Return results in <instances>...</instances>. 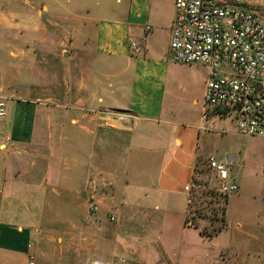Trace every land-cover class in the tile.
<instances>
[{
	"label": "crops",
	"instance_id": "1",
	"mask_svg": "<svg viewBox=\"0 0 264 264\" xmlns=\"http://www.w3.org/2000/svg\"><path fill=\"white\" fill-rule=\"evenodd\" d=\"M20 1V14L0 11V28L29 41L37 9L54 33L31 39L53 64L39 69L33 46L12 45L31 76L0 91V264H259L237 258L227 223L209 237L187 222L205 129L239 133L233 117L200 118L209 73L169 58L174 0ZM14 37L0 34V55ZM240 158L217 160L242 168ZM94 178L111 192L95 193Z\"/></svg>",
	"mask_w": 264,
	"mask_h": 264
},
{
	"label": "built area",
	"instance_id": "2",
	"mask_svg": "<svg viewBox=\"0 0 264 264\" xmlns=\"http://www.w3.org/2000/svg\"><path fill=\"white\" fill-rule=\"evenodd\" d=\"M256 5L257 0H174L169 57L175 63L206 67L205 107L215 115L233 117L241 136L264 143V19L257 15ZM148 33L146 27L142 41ZM137 47L130 42L131 49ZM5 116L6 100L0 96V120ZM202 120H207L206 114ZM204 162L213 182L210 190L223 198L237 191L231 159L210 156ZM199 180L194 170L184 188L187 207L200 188ZM97 210L92 203L90 212ZM261 212L264 223V208Z\"/></svg>",
	"mask_w": 264,
	"mask_h": 264
},
{
	"label": "rangeland",
	"instance_id": "3",
	"mask_svg": "<svg viewBox=\"0 0 264 264\" xmlns=\"http://www.w3.org/2000/svg\"><path fill=\"white\" fill-rule=\"evenodd\" d=\"M93 2L94 0H92ZM2 10H4V13L10 10L20 14L22 3L20 0H0V11ZM36 10H30L32 31L29 33L43 34L46 32L53 34V27H46L43 23L33 19ZM255 11L261 19H264V0L259 1V4L255 6ZM88 13L89 19L110 16L107 11L102 10H89ZM20 19L15 18V21L20 22ZM1 33L8 36L14 35V40H17L7 43V46L3 42L2 49L4 51L3 55H0V88H2L0 91L3 94H11L12 89L16 86L19 87L23 79L27 80L31 76L29 71L21 69L20 54L18 55L21 52L13 48L12 45L33 46L35 53H31L30 57L33 58L39 69L45 66V61H47L46 65H52L53 63L50 61L51 59L37 56L38 45H43V42L32 41L31 38L35 34L30 36L29 41H20L19 39H22L20 36L23 33H28L26 30L0 28ZM7 51H12L16 56L8 55ZM174 64L184 65L175 62ZM193 69L199 75L209 73V70L202 66L194 65ZM10 86L12 89H9ZM16 91L20 94V90ZM206 109L203 105L200 118L206 113ZM229 124L230 122H227V126L215 125L205 129L206 132L208 130L210 132H207V135L203 136L202 139V157L206 160L208 157L213 156L221 160L229 152L235 153L239 157L242 155L238 163L243 164V167L233 166L229 168L230 173L235 178L237 191L223 198L210 190L213 182L210 180L211 177L205 168V162L202 161L195 167V172L200 176V180L197 181L200 188L194 190L192 204L187 207V215L194 224L202 223L201 232L209 237L220 233L227 223L230 229L228 233H230L232 239H235L233 246L237 258L242 261H259V264H264V223H262L261 212L264 208V144L257 138H245L237 134L236 131L231 132ZM224 127L229 131H222ZM92 180H94L92 182L94 186L99 188V191H95V193L106 195L111 192L110 186L108 188L102 186L104 182L100 178ZM123 192L131 193L133 191L124 190Z\"/></svg>",
	"mask_w": 264,
	"mask_h": 264
}]
</instances>
